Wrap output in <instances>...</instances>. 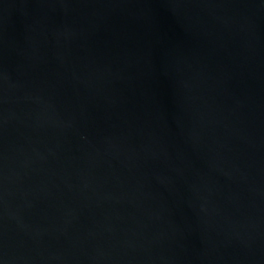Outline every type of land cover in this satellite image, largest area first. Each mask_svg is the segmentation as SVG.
<instances>
[{"label":"water","instance_id":"obj_1","mask_svg":"<svg viewBox=\"0 0 264 264\" xmlns=\"http://www.w3.org/2000/svg\"><path fill=\"white\" fill-rule=\"evenodd\" d=\"M0 264H264V0H0Z\"/></svg>","mask_w":264,"mask_h":264}]
</instances>
